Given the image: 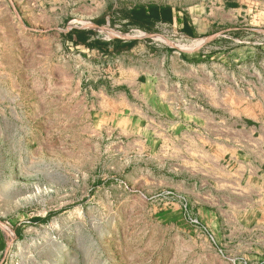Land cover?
Segmentation results:
<instances>
[{"label": "rangeland", "instance_id": "1", "mask_svg": "<svg viewBox=\"0 0 264 264\" xmlns=\"http://www.w3.org/2000/svg\"><path fill=\"white\" fill-rule=\"evenodd\" d=\"M28 1L23 15L0 0V264H264L241 258L249 247L216 241L204 217L188 212L167 185L175 165H154L128 134L83 127L69 111L79 62L57 36L82 28L88 38H141L187 60L227 46V62L247 64L233 73L253 82L264 79V0H250L240 22L208 40L93 23L143 0L20 2ZM32 15L53 25H31Z\"/></svg>", "mask_w": 264, "mask_h": 264}, {"label": "crops", "instance_id": "2", "mask_svg": "<svg viewBox=\"0 0 264 264\" xmlns=\"http://www.w3.org/2000/svg\"><path fill=\"white\" fill-rule=\"evenodd\" d=\"M20 1L13 0L20 13L32 10L31 1ZM249 3L254 2L143 0L93 23L102 27L115 21L141 31L168 28L192 40H208L240 22ZM29 19L31 25H53ZM57 30L71 59L79 62L78 78L70 80L75 101L69 111L85 119L83 127L97 134H128L133 149L141 145L154 165H175L167 185L188 212L204 217L216 241L249 247L241 258L264 263L262 75L248 82L246 73H233V67L246 72L247 64L227 62V46L187 60L171 47L141 38L94 39L82 28ZM220 232L227 235L220 237Z\"/></svg>", "mask_w": 264, "mask_h": 264}, {"label": "trees", "instance_id": "3", "mask_svg": "<svg viewBox=\"0 0 264 264\" xmlns=\"http://www.w3.org/2000/svg\"><path fill=\"white\" fill-rule=\"evenodd\" d=\"M89 46H91V45H89ZM45 219H34L33 221H35V222H41V221H44Z\"/></svg>", "mask_w": 264, "mask_h": 264}, {"label": "bare ground", "instance_id": "4", "mask_svg": "<svg viewBox=\"0 0 264 264\" xmlns=\"http://www.w3.org/2000/svg\"><path fill=\"white\" fill-rule=\"evenodd\" d=\"M108 33H109V31H108ZM114 32H111V34H113Z\"/></svg>", "mask_w": 264, "mask_h": 264}]
</instances>
